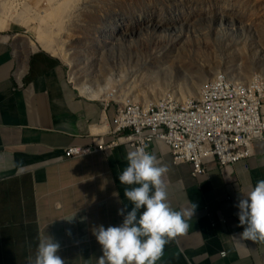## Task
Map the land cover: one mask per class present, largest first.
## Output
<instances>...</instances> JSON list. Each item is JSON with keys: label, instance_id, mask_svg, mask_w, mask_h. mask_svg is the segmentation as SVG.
Here are the masks:
<instances>
[{"label": "crops", "instance_id": "1", "mask_svg": "<svg viewBox=\"0 0 264 264\" xmlns=\"http://www.w3.org/2000/svg\"><path fill=\"white\" fill-rule=\"evenodd\" d=\"M18 38L0 35V264H34L38 244L50 239L65 264H98L94 229L120 226L119 210L133 206L124 190L138 185L121 184L119 175L134 148L63 157L65 147L105 136L112 108L75 89L56 54ZM253 148L246 160L211 162L192 177L188 164H172L163 141L154 143L152 153L169 169L172 208L196 205L187 233L166 244L156 264H264V241L241 238L237 207L264 180V143Z\"/></svg>", "mask_w": 264, "mask_h": 264}, {"label": "rangeland", "instance_id": "2", "mask_svg": "<svg viewBox=\"0 0 264 264\" xmlns=\"http://www.w3.org/2000/svg\"><path fill=\"white\" fill-rule=\"evenodd\" d=\"M63 1L0 0V35L56 54L77 90L186 103L217 73L264 76V0Z\"/></svg>", "mask_w": 264, "mask_h": 264}, {"label": "built area", "instance_id": "3", "mask_svg": "<svg viewBox=\"0 0 264 264\" xmlns=\"http://www.w3.org/2000/svg\"><path fill=\"white\" fill-rule=\"evenodd\" d=\"M66 79L72 85L67 69ZM207 81L211 90L197 94L199 106L169 95L138 101L120 97L113 88L103 107L113 113L105 136L86 145H69L63 157H80L121 143L152 153L154 143L161 140L172 164H188L192 177L205 173L211 162L227 167L246 160L254 154L255 141L264 143V82L258 81V91H250L249 84L242 94L229 95L218 73Z\"/></svg>", "mask_w": 264, "mask_h": 264}, {"label": "clouds", "instance_id": "4", "mask_svg": "<svg viewBox=\"0 0 264 264\" xmlns=\"http://www.w3.org/2000/svg\"><path fill=\"white\" fill-rule=\"evenodd\" d=\"M127 161L119 181L138 185L124 190V196L133 206L130 211H126L127 204L119 210L118 214L124 217L120 226L101 225L94 229L103 252L98 264H156L164 255L165 245L187 233V221L196 209L193 203L179 211L172 208L164 182L169 169L145 147L130 151ZM237 207L239 226L244 227L241 238L264 241V180L258 181L246 198H240ZM59 250L58 242L41 240L34 264H65ZM29 264H33L31 258Z\"/></svg>", "mask_w": 264, "mask_h": 264}, {"label": "bare ground", "instance_id": "5", "mask_svg": "<svg viewBox=\"0 0 264 264\" xmlns=\"http://www.w3.org/2000/svg\"><path fill=\"white\" fill-rule=\"evenodd\" d=\"M67 2H69V0H64L62 3H63V5L66 6ZM62 3H59V7L62 5ZM62 7H60V8H62ZM53 12H54V10H53ZM54 14H55V12L51 15L54 17L55 16ZM218 79H222L223 88H224L225 92L229 95L242 94L243 90L246 89L249 86V84H250V91H258V81L264 82V76H262V75H255L250 80L245 81V80L240 79V78H235V76L230 75L226 71H225V74L218 75ZM108 80L109 79H106V84H108V82H109ZM77 85H80L78 87V90L81 93H83L86 97L91 98V99L105 98L104 96L108 95V93L107 94L105 93L106 88L108 87L107 85L106 86L105 85L100 86V87L97 86L96 88H93L92 86H86L82 82L77 83ZM206 86L207 87L205 90H203V89L200 90L198 88V82L192 83L188 90L192 91V93H194L196 96H195V98L190 99L189 101H186L185 105L199 106V98H198L197 94H207L211 90V82H209ZM109 88H110V86H109Z\"/></svg>", "mask_w": 264, "mask_h": 264}]
</instances>
